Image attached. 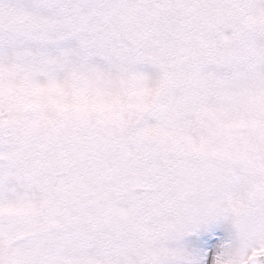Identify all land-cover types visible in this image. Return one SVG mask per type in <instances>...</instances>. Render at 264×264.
I'll use <instances>...</instances> for the list:
<instances>
[{"label":"snow or ice","instance_id":"6c2138e0","mask_svg":"<svg viewBox=\"0 0 264 264\" xmlns=\"http://www.w3.org/2000/svg\"><path fill=\"white\" fill-rule=\"evenodd\" d=\"M0 264H264V0H0Z\"/></svg>","mask_w":264,"mask_h":264}]
</instances>
